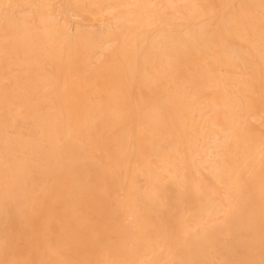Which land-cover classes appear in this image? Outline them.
I'll list each match as a JSON object with an SVG mask.
<instances>
[{
  "label": "bare ground",
  "instance_id": "1",
  "mask_svg": "<svg viewBox=\"0 0 264 264\" xmlns=\"http://www.w3.org/2000/svg\"><path fill=\"white\" fill-rule=\"evenodd\" d=\"M0 264H264V0H0Z\"/></svg>",
  "mask_w": 264,
  "mask_h": 264
}]
</instances>
